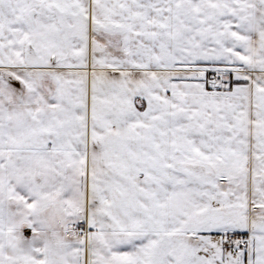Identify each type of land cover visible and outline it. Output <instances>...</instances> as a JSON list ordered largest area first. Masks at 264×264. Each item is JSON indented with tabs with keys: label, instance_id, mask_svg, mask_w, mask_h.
I'll use <instances>...</instances> for the list:
<instances>
[{
	"label": "snow or ice",
	"instance_id": "6c2138e0",
	"mask_svg": "<svg viewBox=\"0 0 264 264\" xmlns=\"http://www.w3.org/2000/svg\"><path fill=\"white\" fill-rule=\"evenodd\" d=\"M0 264H264V0H0Z\"/></svg>",
	"mask_w": 264,
	"mask_h": 264
}]
</instances>
